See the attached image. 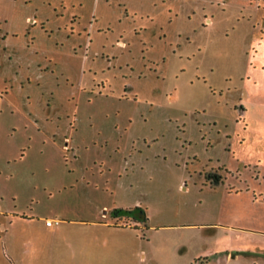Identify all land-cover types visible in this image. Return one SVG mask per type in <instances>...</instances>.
<instances>
[{"label": "rangeland", "instance_id": "rangeland-1", "mask_svg": "<svg viewBox=\"0 0 264 264\" xmlns=\"http://www.w3.org/2000/svg\"><path fill=\"white\" fill-rule=\"evenodd\" d=\"M261 38L264 0H0V264H199L213 186L264 195Z\"/></svg>", "mask_w": 264, "mask_h": 264}, {"label": "crops", "instance_id": "crops-1", "mask_svg": "<svg viewBox=\"0 0 264 264\" xmlns=\"http://www.w3.org/2000/svg\"><path fill=\"white\" fill-rule=\"evenodd\" d=\"M261 44H264L263 38L259 40L258 46H260V52L264 53V49H261ZM257 63L263 66L261 61ZM259 150L264 151V139L259 144ZM246 162L243 161L242 163L251 165L253 170L256 171V176H261L264 173V160L262 157L257 156L253 160L250 159ZM238 180L240 181L227 182V186L223 185L220 188L213 186L212 191L224 200L223 205L220 206L218 198L212 209L213 214L217 216H219L221 211L223 219L219 222L224 223L222 226L224 230L217 231V228H214L212 236H210L211 244L205 245L193 253V257L199 259V264H215L219 262L217 260L220 258H223L224 264H229L231 258L229 252H233V256L241 255L240 264H264V225L260 221L261 217L264 218V214L253 209L255 204L264 203V195H259L261 191L256 186L251 185L248 179ZM126 208L130 209L132 207ZM125 214L130 219L128 217L130 213L127 211ZM140 218L139 216L135 219ZM131 219L134 220V218ZM112 227L127 229L130 226L115 222ZM81 250L82 253L83 251H93L87 247ZM220 252H223V257L215 258ZM87 262L89 264H102L99 258L86 259V257L79 264H87Z\"/></svg>", "mask_w": 264, "mask_h": 264}, {"label": "flooded vegetation", "instance_id": "flooded-vegetation-1", "mask_svg": "<svg viewBox=\"0 0 264 264\" xmlns=\"http://www.w3.org/2000/svg\"><path fill=\"white\" fill-rule=\"evenodd\" d=\"M128 217L130 218H138L140 216L139 212L137 211V208H130Z\"/></svg>", "mask_w": 264, "mask_h": 264}, {"label": "trees", "instance_id": "trees-1", "mask_svg": "<svg viewBox=\"0 0 264 264\" xmlns=\"http://www.w3.org/2000/svg\"><path fill=\"white\" fill-rule=\"evenodd\" d=\"M127 211L129 212V211H130V209H126V212H127ZM142 215H143V213H142ZM140 217H142V218H143V216H141V215H140Z\"/></svg>", "mask_w": 264, "mask_h": 264}, {"label": "built area", "instance_id": "built-area-1", "mask_svg": "<svg viewBox=\"0 0 264 264\" xmlns=\"http://www.w3.org/2000/svg\"><path fill=\"white\" fill-rule=\"evenodd\" d=\"M46 221V223H48L49 222V220H45Z\"/></svg>", "mask_w": 264, "mask_h": 264}]
</instances>
